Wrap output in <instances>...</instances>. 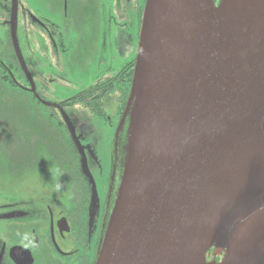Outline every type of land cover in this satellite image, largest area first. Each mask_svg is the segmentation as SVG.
I'll use <instances>...</instances> for the list:
<instances>
[{
  "label": "water",
  "instance_id": "water-1",
  "mask_svg": "<svg viewBox=\"0 0 264 264\" xmlns=\"http://www.w3.org/2000/svg\"><path fill=\"white\" fill-rule=\"evenodd\" d=\"M123 115L94 264H264V0H146Z\"/></svg>",
  "mask_w": 264,
  "mask_h": 264
},
{
  "label": "flooded vegetation",
  "instance_id": "flooded-vegetation-1",
  "mask_svg": "<svg viewBox=\"0 0 264 264\" xmlns=\"http://www.w3.org/2000/svg\"><path fill=\"white\" fill-rule=\"evenodd\" d=\"M43 2L50 18L0 0V264H94L122 170L146 0ZM108 51L111 62L126 59L117 72L58 95L76 81L82 52L101 65ZM66 60L78 63L66 72Z\"/></svg>",
  "mask_w": 264,
  "mask_h": 264
},
{
  "label": "rangeland",
  "instance_id": "rangeland-1",
  "mask_svg": "<svg viewBox=\"0 0 264 264\" xmlns=\"http://www.w3.org/2000/svg\"><path fill=\"white\" fill-rule=\"evenodd\" d=\"M26 5L30 8L36 11L38 16H47L50 18L49 12H47V8L45 6V2L43 0H22ZM26 1V2H25ZM28 9V8H27ZM31 16L33 18L37 17L35 13L30 10ZM58 24V23H57ZM34 29V28H33ZM33 33L35 31L33 30ZM85 43V42H84ZM71 49V50H70ZM72 48H68L67 56L65 58H69V56L72 55ZM84 52L81 53V61H80V71H77L75 74L76 81L73 84V76L70 75L69 80L70 84H65L60 87H56L55 91L60 94L62 97H66L70 95L73 92L80 91L82 92L85 90L86 86L92 83L95 79L99 78L100 76H103L104 74H113L118 71V69L125 63L124 60L126 59H120L116 58L114 62H111V57L113 56L110 51H108L107 54V63L106 64H95L90 62L83 61ZM115 56V55H114ZM65 69L66 72L70 70V67L78 63L77 60H75L73 63L71 61L66 60ZM69 70H68V69ZM90 68V69H89ZM75 88V90H74ZM218 260V259H217Z\"/></svg>",
  "mask_w": 264,
  "mask_h": 264
},
{
  "label": "clouds",
  "instance_id": "clouds-1",
  "mask_svg": "<svg viewBox=\"0 0 264 264\" xmlns=\"http://www.w3.org/2000/svg\"><path fill=\"white\" fill-rule=\"evenodd\" d=\"M61 175H62V173L59 170H57V177H58V179H57V182L52 186V190L53 191L59 192V191L62 190L63 185H62V183L58 182L59 181V177Z\"/></svg>",
  "mask_w": 264,
  "mask_h": 264
}]
</instances>
